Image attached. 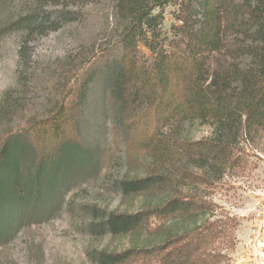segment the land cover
Segmentation results:
<instances>
[{
    "label": "trees",
    "instance_id": "16d2710c",
    "mask_svg": "<svg viewBox=\"0 0 264 264\" xmlns=\"http://www.w3.org/2000/svg\"><path fill=\"white\" fill-rule=\"evenodd\" d=\"M111 1L117 35L94 58L95 71L47 116L0 137V247L52 219L84 173L105 168L112 155L93 135L110 130L128 164L144 168L122 180L123 195L149 197L141 212L111 216L110 233L140 231L152 218L176 228L155 235L148 256L144 249L105 254L102 264H223L226 254L216 246L232 239L237 221L215 216L212 202L184 191L246 164L241 137L247 144L264 134V0H200L196 22H185L174 44L165 42L162 11L180 0ZM20 23L25 32L37 24L33 17ZM15 99L5 94L0 121ZM88 116L91 135L84 131ZM196 123L210 135L186 139L183 131ZM209 214L214 218L201 223Z\"/></svg>",
    "mask_w": 264,
    "mask_h": 264
},
{
    "label": "rangeland",
    "instance_id": "374dc122",
    "mask_svg": "<svg viewBox=\"0 0 264 264\" xmlns=\"http://www.w3.org/2000/svg\"><path fill=\"white\" fill-rule=\"evenodd\" d=\"M199 1L180 0L163 9L162 32L167 44L180 41L179 28L185 22H196ZM112 13L111 0H0V102L7 92L17 95L1 118L0 137L21 131L27 120L47 116L55 102L67 99L71 88L77 85V89L95 71L89 69L94 58L117 35ZM27 17H33L37 24L25 32L26 25L20 20ZM21 46L22 68L18 60ZM86 123L85 133L93 134V117L88 116ZM183 132L191 141L210 135L209 127L198 123ZM93 136L102 150H110L108 164L97 174L84 173L64 194L52 219L23 228L1 246L0 264H102L105 254L143 249L148 256L153 251V237L176 228L152 218L140 231L110 233L106 222L111 216H132L148 203V196L123 195L120 187L122 180L143 175L144 168L128 164L122 149L111 144L110 130ZM241 138L239 148L246 164L228 172L220 182L198 185L184 194L204 196L214 204L215 216L237 221L232 239L216 246L226 254L223 264H264V240H256L251 230L249 206L255 201L254 192L264 186V134L247 144ZM213 218L209 214L201 223Z\"/></svg>",
    "mask_w": 264,
    "mask_h": 264
},
{
    "label": "built area",
    "instance_id": "2783aa9c",
    "mask_svg": "<svg viewBox=\"0 0 264 264\" xmlns=\"http://www.w3.org/2000/svg\"><path fill=\"white\" fill-rule=\"evenodd\" d=\"M255 201L249 206L250 226L252 232L256 235V240H264V186L257 192H254Z\"/></svg>",
    "mask_w": 264,
    "mask_h": 264
}]
</instances>
